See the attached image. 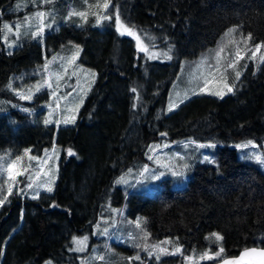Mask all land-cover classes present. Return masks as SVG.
Returning <instances> with one entry per match:
<instances>
[{
	"label": "trees",
	"instance_id": "1",
	"mask_svg": "<svg viewBox=\"0 0 264 264\" xmlns=\"http://www.w3.org/2000/svg\"><path fill=\"white\" fill-rule=\"evenodd\" d=\"M14 1L0 0V98L12 95V77L39 68L44 55L66 42L82 46L81 63L98 75L73 125L42 124L18 105L0 114V158L8 151L62 149L53 192L27 196L29 181L20 176L0 193V264L77 260L73 237L91 232L110 205L125 202L131 217H146L152 238L181 245L175 264L191 252L223 249L206 264L264 247V172L238 156V146L264 143V63L251 62L222 98L195 94L171 111L168 105L182 60L198 57L230 26L249 36L250 45H264V0H109L111 19L103 18L102 27L93 18L82 27L65 24L46 36L44 47L25 42L6 53L1 25ZM117 15L140 38L170 47L171 60L147 58L136 39L117 30ZM183 141L215 143L218 164L198 163L186 187L166 185L153 197L115 186L127 170H142L164 142Z\"/></svg>",
	"mask_w": 264,
	"mask_h": 264
},
{
	"label": "rangeland",
	"instance_id": "2",
	"mask_svg": "<svg viewBox=\"0 0 264 264\" xmlns=\"http://www.w3.org/2000/svg\"><path fill=\"white\" fill-rule=\"evenodd\" d=\"M106 3L110 5L109 0H15L8 11L10 15L3 19L1 25L3 49L6 53H12L23 43L36 41H40L44 47L48 34L59 30L65 24L82 27L89 24L90 18H93L94 26L102 27L101 22L104 16L111 17L110 14H105L104 4ZM39 12H43L45 15L37 17L36 14ZM75 13H84L85 15L79 16ZM97 20H100L99 24ZM120 21L124 26L130 28L121 19ZM5 25L9 27L6 28ZM230 29L233 31L229 32ZM119 31L127 34L124 27H121ZM32 33H38V35L33 36ZM129 36L136 39L137 34ZM49 42L50 48H53L54 39L49 38ZM139 44V50L147 58L159 61L171 60L163 55V53H167L172 57L170 47L151 43L150 38L147 37H141ZM256 45H250L249 36L244 35L237 25L230 26L214 45L208 47L198 57L182 60L180 71L169 93L168 105L170 103L178 105L195 94L222 98L231 93L227 91L225 83L231 86L234 91L236 83L251 62L264 63L261 60V57H264V45H261L259 51H257ZM221 48L223 51H220ZM141 49L146 50L142 51ZM82 50L80 44L72 41L66 42L49 56L44 55L43 63L39 68H25L21 73L12 77L7 86L12 91V95L0 98V114L18 105L20 112L31 114L42 124H45L44 121L48 119L51 122L45 125H55L57 128L73 125L98 75L97 70L81 63ZM237 51L242 58L248 54L241 63H239L240 59L237 61ZM254 51L257 54L252 57ZM217 52H220L219 71H217L216 62ZM232 63H235V67L229 68L228 65ZM236 72H240L239 79L236 78ZM205 87H207V91L202 92L201 89ZM219 91H224L225 94L222 97L214 94ZM25 102L32 104L24 105ZM70 116H75L74 122L65 124L63 121ZM199 145H214V147H199ZM247 145V147L238 146L239 158L254 163L264 172V163L258 162L254 158L255 155H259L264 160V143L262 145L252 143ZM160 146L152 153L149 163L142 170L133 168L127 170L116 178L115 186H120L128 195L133 193L153 197L166 185L172 188L186 187L198 163L218 164L215 143L199 144L196 141H183L166 144L164 142ZM27 150L30 151H24L17 156L13 155L11 151L1 155L0 193L5 194V190L12 187L20 176H25V180L32 185L31 188L27 186L24 190L27 196L38 197L42 192H53L58 179L62 149L55 146L41 154L32 152L31 148ZM17 157L22 159L17 160ZM30 157L36 159H30ZM48 188L52 190L48 191ZM137 221H139V226ZM145 222L146 217L142 215L131 217L128 214L126 202L121 207L110 205L108 212L100 216L91 232L74 236L79 239L87 237V240L81 245L72 240L73 249L77 252L78 257L77 260H72L68 264L177 263L176 257L182 256V252L160 254L158 261L156 259L158 250L153 252L152 256L148 255L150 251H153L152 246L154 245L166 248L169 253L175 252L176 248L181 249V245L170 237L152 238ZM105 229L107 232L104 231ZM219 235L221 236V234ZM163 241L170 243L163 244L161 243ZM218 251L199 252L200 255L191 252L184 256L183 264H201L204 261L215 260L221 256V254L216 256ZM205 254L213 259H208ZM137 256L139 259H136ZM202 257L204 258L202 259ZM48 262L57 264L52 260H48ZM48 262L46 261L45 264Z\"/></svg>",
	"mask_w": 264,
	"mask_h": 264
},
{
	"label": "snow or ice",
	"instance_id": "3",
	"mask_svg": "<svg viewBox=\"0 0 264 264\" xmlns=\"http://www.w3.org/2000/svg\"><path fill=\"white\" fill-rule=\"evenodd\" d=\"M104 8H105V9H108V8H109V4H107V3L104 4ZM75 14H76V15H79V16H84V15H85L84 13H75ZM36 15H37V17H43L45 14H44L43 12H39V13H37ZM104 19H105V20H108V19H111V17L105 15V16H104ZM115 22H116L117 30H118V31H119V29H120L121 27H124V28H125V32H126L128 35H133V34H134L131 28H127L126 26H124V25L121 23L119 15H117V16L115 17ZM97 23L99 24V23H100V20H97ZM5 27L7 28V27H9V26H8V25H5ZM17 27H19V25H17ZM42 30H43V29L41 28V31H42ZM231 31H233V30L230 29L229 32H231ZM121 34L123 35L124 33H121ZM32 35H33V36H37L38 33H32ZM226 35H227V33H226ZM136 39H137V41H138V45H137V46L140 47V44H139L140 37H139V35L136 36ZM77 47H78V46H77ZM260 47H261V45H259V44L256 45V49H257V51H259ZM141 50L143 51V50H146V49H141ZM220 51H223V48H221ZM256 54H257L256 51L252 52V57H255ZM163 55H165L168 59H171V56H168L167 53H163ZM236 57H237V61H238L239 59L242 58V57L240 56V53H239L238 51H237V53H236ZM73 59H75V57H73ZM261 60L264 61V57H261ZM216 62H217V71H219L220 52H217V53H216ZM228 67H229V68H234V67H235V63L229 64ZM45 68H47V65H45ZM93 75H94V74H93ZM235 75H236V78L239 79V77H240V72H236ZM47 86L50 87V85H47ZM225 87L227 88V91H228V92H232V91H233V88H232L231 86H228L226 83H225ZM38 90H39V89H38ZM132 91L135 92L136 89L133 88ZM201 91H202V92H203V91H207V87H205L204 89H201ZM214 94L222 97L225 93H224V91H219V92H216V93H214ZM53 95H55V93H53ZM24 98H30V97H24ZM135 106H136V105L134 104L133 107H135ZM176 106H177V105H176L175 103H170V105H169V111H171L172 109H174ZM74 120H75V116H70V117L66 118L63 122H64L65 124H67V123H70V122H74ZM50 122H51V121L48 120V119H46V120L44 121L45 124H48V123H50ZM57 123H59V122H57ZM161 135H166V133H162ZM251 143H252L251 141L248 142V144H251ZM247 146H248V145L246 144V145H243L242 147H247ZM199 147H214V145H199ZM29 151H30V150H27V149L25 150V152H29ZM69 154H72V153H71V150H69ZM254 158H255L258 162L264 163V160L261 159V156H259V155H255ZM21 159H22L21 157H17V160H21ZM30 159H36V158H35V157H30ZM31 187H32V185L29 184V185H28V188H31ZM51 190H52L51 188H48V191H51ZM9 192H10V194H13V193H11V189L9 190ZM6 198H7V197H5V199H6ZM2 203H3V201H0V204H2ZM137 225L139 226V221H137ZM104 231L107 232V229H105ZM212 236H214L217 240L222 239V237H221L218 233H213ZM86 240H87V237H85V238H83V239H79V238L73 237V241H74L75 243H77L78 245L83 244ZM161 243H163V244H167V243H170V242H169V241H163V242H161ZM137 247H140V245H137ZM145 247H147V245H145ZM152 248H153V251H150V252L148 253V255H149V256H152V255H153V252H157V250H158L157 255H156V259H157V261L160 259V254H175V253H178V252H181V251H182V249H180V248H176V249H175V252H173V253H169L168 250H167L166 248L160 247V245H154V246H152ZM222 252H223V249H220V250L216 253V256H220V254H221ZM251 254H257V255L260 257L259 261H255V260H252V259H248V258L250 257ZM205 256H206L208 259H213V257L207 256V254H205ZM203 258H204V257H202V259H203ZM136 259H139V256H137ZM48 264H50V262H48ZM223 264H264V250H261V251H259V252L257 253V250H256V249H245L244 252L241 253L240 257L235 258V259H232V260H224V261H223Z\"/></svg>",
	"mask_w": 264,
	"mask_h": 264
},
{
	"label": "water",
	"instance_id": "4",
	"mask_svg": "<svg viewBox=\"0 0 264 264\" xmlns=\"http://www.w3.org/2000/svg\"><path fill=\"white\" fill-rule=\"evenodd\" d=\"M245 249H256L257 250V253L261 250H264V247L262 246H249V247H246L244 249H242L237 255H233V256H226L218 261H215V262H211V263H206V264H223V261L224 260H232V259H235V258H238L240 257L241 253L244 252ZM248 259H252V260H255V261H259L260 257L257 255V254H251L250 257Z\"/></svg>",
	"mask_w": 264,
	"mask_h": 264
}]
</instances>
